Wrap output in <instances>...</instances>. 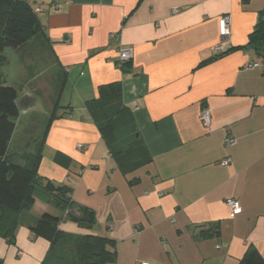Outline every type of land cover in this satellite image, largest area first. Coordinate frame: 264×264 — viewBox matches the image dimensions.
<instances>
[{
  "label": "crops",
  "instance_id": "1",
  "mask_svg": "<svg viewBox=\"0 0 264 264\" xmlns=\"http://www.w3.org/2000/svg\"><path fill=\"white\" fill-rule=\"evenodd\" d=\"M24 1L40 8V27L13 50L27 89L15 88L19 109L32 103L20 110L32 113L43 92L50 107L33 146L30 139L10 152L15 126L4 158L28 167L40 152L39 180L68 187L96 224L69 219L38 185L14 241L1 240L2 264H61L85 234L115 241L116 260L107 264H237L249 246L264 259V64L245 47L264 0ZM227 14L231 33L221 38L218 20ZM119 47L134 51L123 67ZM232 47L241 48L223 53ZM115 82L127 112L114 155L87 105ZM228 136L236 143L225 146ZM227 198L241 207L234 217ZM44 212L60 217L52 258L50 243L30 232Z\"/></svg>",
  "mask_w": 264,
  "mask_h": 264
},
{
  "label": "trees",
  "instance_id": "2",
  "mask_svg": "<svg viewBox=\"0 0 264 264\" xmlns=\"http://www.w3.org/2000/svg\"><path fill=\"white\" fill-rule=\"evenodd\" d=\"M39 27L37 14L24 0H0V68L5 61L2 54L4 49H17L27 42ZM245 47L253 50L255 56L264 64V7L258 11L257 21L248 34ZM240 48L232 47L223 53ZM17 99V90L5 84L0 72V235L9 242L14 241L18 215L33 207L34 192L38 185H43L49 194L55 195L53 198L49 196L48 202H52L61 212L68 210L69 219L83 228H92L96 224L93 212L87 207H76L71 200L68 187L55 185L47 179L39 180L37 167L41 158L40 152H37L33 163L28 167L4 158L15 127L13 118L20 113ZM87 110L105 138L109 150L114 155L119 153L116 152L117 146H115L118 137L114 133L118 127H121L120 123L127 112L122 103L120 83L115 82L99 87L98 97L88 103ZM121 129L119 130L122 131ZM117 151L122 150L118 148ZM63 159L67 160L66 157L57 155L58 161ZM73 211L76 212L73 213ZM59 221V216L44 212L35 224L30 226L33 237L43 238L50 243L51 258L56 255L55 246L59 245L62 236L57 228ZM73 246L72 258L65 261V256L60 257L64 260L61 264H107L116 260L115 241L107 237L85 234L76 239ZM0 264H2L1 259ZM40 264L58 263L44 260ZM237 264H264V259L253 246H249Z\"/></svg>",
  "mask_w": 264,
  "mask_h": 264
},
{
  "label": "rangeland",
  "instance_id": "3",
  "mask_svg": "<svg viewBox=\"0 0 264 264\" xmlns=\"http://www.w3.org/2000/svg\"><path fill=\"white\" fill-rule=\"evenodd\" d=\"M7 56H9L10 63L3 70L6 76V84L13 86L18 92H21L22 95L25 94L27 89H22V81L17 75V58L16 54H14L13 49L6 48L3 51ZM21 87V88H20ZM22 90V91H21ZM65 95V93H63ZM38 99L36 101L35 107L32 109V113L25 114L24 112H20V116L15 121V133L12 138V142L10 144V152L16 151L19 152L25 142L30 141V148L33 146L32 139H34L40 131H42L45 121L46 114L49 113V96L47 92H43L42 94H38ZM62 102H65V98L63 96ZM63 104V103H62ZM68 212V210H67ZM76 211H73L75 213ZM4 238L0 235V248H1V240Z\"/></svg>",
  "mask_w": 264,
  "mask_h": 264
},
{
  "label": "built area",
  "instance_id": "4",
  "mask_svg": "<svg viewBox=\"0 0 264 264\" xmlns=\"http://www.w3.org/2000/svg\"><path fill=\"white\" fill-rule=\"evenodd\" d=\"M58 5L57 4H51V7L56 8ZM40 11V8L34 9V12L37 13ZM230 24H231V18L230 15H223L219 18L218 20V27H219V35L221 38H227L230 33ZM224 43H219L213 48L214 52H220L223 49ZM118 54V65L122 66L123 64L130 62L133 58L134 51L132 47H119L117 50ZM252 66V65H249ZM199 120L201 123L205 126L208 127L210 124V112L209 109L203 108L199 114ZM236 143L235 138L233 137H226L224 140V145L225 146H230ZM80 146V145H78ZM221 165H227L229 163L228 160H222ZM225 203L229 209V216L234 217L235 215L239 214L241 212V207L239 205V202L235 198H227L225 200ZM219 247V245L217 246ZM140 264H147L146 262H141Z\"/></svg>",
  "mask_w": 264,
  "mask_h": 264
},
{
  "label": "water",
  "instance_id": "5",
  "mask_svg": "<svg viewBox=\"0 0 264 264\" xmlns=\"http://www.w3.org/2000/svg\"><path fill=\"white\" fill-rule=\"evenodd\" d=\"M19 102H20V99L18 98L17 99V105L19 106ZM31 104L32 103H29V105L26 107V108H24V109H20L21 111H25V110H27V108H29L30 106H31Z\"/></svg>",
  "mask_w": 264,
  "mask_h": 264
}]
</instances>
